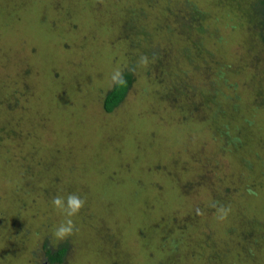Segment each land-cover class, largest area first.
<instances>
[{"label":"rangeland","instance_id":"rangeland-1","mask_svg":"<svg viewBox=\"0 0 264 264\" xmlns=\"http://www.w3.org/2000/svg\"><path fill=\"white\" fill-rule=\"evenodd\" d=\"M230 5L0 0V264H264V49Z\"/></svg>","mask_w":264,"mask_h":264},{"label":"trees","instance_id":"trees-1","mask_svg":"<svg viewBox=\"0 0 264 264\" xmlns=\"http://www.w3.org/2000/svg\"><path fill=\"white\" fill-rule=\"evenodd\" d=\"M230 2V7L240 12L241 18L246 20L254 38L262 45L264 49V0H225ZM205 55V52H203ZM134 84L133 73L130 70L125 71L115 81L111 90L107 92L103 99V109L106 113H112L126 98L129 90ZM67 254L65 246L57 250H50L45 247V255L48 263L61 264Z\"/></svg>","mask_w":264,"mask_h":264},{"label":"clouds","instance_id":"clouds-1","mask_svg":"<svg viewBox=\"0 0 264 264\" xmlns=\"http://www.w3.org/2000/svg\"><path fill=\"white\" fill-rule=\"evenodd\" d=\"M52 202L54 207L62 210L63 213L69 218L65 221L66 226L65 224H62L58 228L56 233V235L59 238L63 239L66 236L72 234L74 229V224L70 218L79 213L81 208L84 206V201L75 194H69L68 197L66 198V203H65V198L61 196L54 197Z\"/></svg>","mask_w":264,"mask_h":264}]
</instances>
